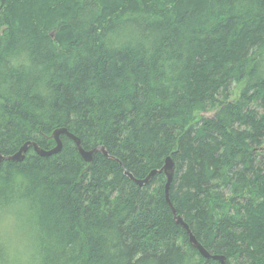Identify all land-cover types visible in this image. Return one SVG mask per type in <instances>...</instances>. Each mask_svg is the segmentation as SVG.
<instances>
[{"label":"trees","instance_id":"obj_1","mask_svg":"<svg viewBox=\"0 0 264 264\" xmlns=\"http://www.w3.org/2000/svg\"><path fill=\"white\" fill-rule=\"evenodd\" d=\"M3 9V10H2ZM20 120V121H19ZM0 264H264V0H0ZM1 223V221H0Z\"/></svg>","mask_w":264,"mask_h":264},{"label":"water","instance_id":"obj_2","mask_svg":"<svg viewBox=\"0 0 264 264\" xmlns=\"http://www.w3.org/2000/svg\"><path fill=\"white\" fill-rule=\"evenodd\" d=\"M62 135L66 136L69 140H71L74 143L78 154L82 157V159L85 163L90 164L93 160V155L95 153H99L102 156L108 158V155H107V153L103 147H97L93 150L85 151L81 145L80 140L77 137H75L71 133H68L66 129L61 128V129H56L49 136V139L53 140L55 143L54 148H52L50 150H44V149L40 148L34 142H26L25 144H23L21 146V148L18 150V152L15 153L13 156H9V157L0 156V164L2 162L21 163L24 160L25 154L29 148H32L36 155L43 157V158L56 155L62 149V143L60 140V136H62ZM173 168H174L173 162H172L171 158L168 157V158H166L164 165H163L161 170L150 172L149 175L143 180H136L133 178V176L131 174H128L126 172L124 174H125V176H127L131 181H133L139 187L146 186L147 184L150 183V181L153 177H155L158 174H163L166 178L165 196H166V200H167V191H168L169 185L171 184V181L173 178V172H174ZM167 204H168L169 208H171V210H172V214L174 216L175 223L178 224L179 226H181L186 231V233L188 235V239H189V244L195 250L198 251L200 256L205 260H214V261H218L220 264H226L225 258L218 257V256H212L209 253H207V251L197 242L195 237L192 235L189 227L185 223H183V221L181 220L180 217H177L175 215V211L172 209V206L168 200H167Z\"/></svg>","mask_w":264,"mask_h":264},{"label":"rangeland","instance_id":"obj_3","mask_svg":"<svg viewBox=\"0 0 264 264\" xmlns=\"http://www.w3.org/2000/svg\"><path fill=\"white\" fill-rule=\"evenodd\" d=\"M25 207L24 208H19L18 205L17 208L15 207V210H7L5 215L1 217V223H0V231L5 232L4 229L6 227L12 228L14 230V234L18 237H21L23 235V228L21 224L16 223V219H23L25 214Z\"/></svg>","mask_w":264,"mask_h":264},{"label":"bare ground","instance_id":"obj_4","mask_svg":"<svg viewBox=\"0 0 264 264\" xmlns=\"http://www.w3.org/2000/svg\"><path fill=\"white\" fill-rule=\"evenodd\" d=\"M3 10V9H2ZM20 121V120H19ZM55 131V130H54ZM53 131V132H54ZM67 132L69 133V131L67 130ZM107 153V152H106ZM107 155H108V153H107ZM81 157V156H80ZM82 158V157H81ZM168 158V157H167ZM170 158V157H169ZM83 160V159H82ZM166 160V159H165ZM165 162V161H164ZM173 174H174V172H173ZM165 186H166V182H165ZM170 186V185H169ZM164 189H165V187H164ZM169 189V188H168ZM165 191V190H164ZM165 200H166V196H165ZM167 200L169 201V197H168V191H167ZM167 200H166V203H167ZM170 202V201H169ZM175 222V221H174ZM187 225V224H186ZM188 226V225H187ZM216 256H218V257H223V258H225L224 256H219V255H216ZM218 262V261H217ZM219 263V262H218ZM220 264V263H219Z\"/></svg>","mask_w":264,"mask_h":264}]
</instances>
